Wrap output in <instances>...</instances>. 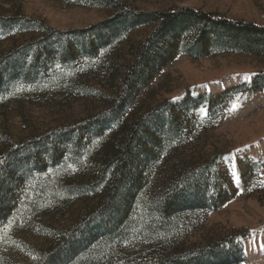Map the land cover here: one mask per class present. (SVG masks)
Wrapping results in <instances>:
<instances>
[{"label": "rangeland", "instance_id": "rangeland-1", "mask_svg": "<svg viewBox=\"0 0 264 264\" xmlns=\"http://www.w3.org/2000/svg\"><path fill=\"white\" fill-rule=\"evenodd\" d=\"M120 1L143 11L190 7L264 26V0ZM18 14L70 32L91 28L110 12L88 7L84 0H0V16ZM17 29L0 25L2 172L11 162L9 180L0 186L7 195L0 199V264H45L67 237L86 244L75 228L86 223L83 215L106 186L99 182L98 168L110 130L91 138L89 153L69 141L109 117L118 104L108 107L120 72L112 85L106 74L111 52L85 57L79 51L82 41L68 39L73 51L63 64L52 55L60 50L59 42L51 41L54 51L47 53L40 33L32 40ZM27 41L41 47L24 52ZM263 75L264 57L237 52L197 59L178 54L153 73L119 120L157 107L165 111L159 114L170 128L166 136L155 137L153 161L139 167L146 179L129 191L126 233L102 248V255L118 264H145L163 251L215 244L229 250L235 264H264V83L258 81ZM242 85L244 91L226 94ZM203 96L195 105L178 108ZM50 138L58 139L54 155L49 145H38ZM11 154L25 165L16 169ZM99 183L97 195L91 194V186ZM162 222L168 229L160 227Z\"/></svg>", "mask_w": 264, "mask_h": 264}, {"label": "trees", "instance_id": "trees-1", "mask_svg": "<svg viewBox=\"0 0 264 264\" xmlns=\"http://www.w3.org/2000/svg\"><path fill=\"white\" fill-rule=\"evenodd\" d=\"M84 1L88 7L107 10L110 15L106 20L89 29L70 32L53 30L39 20H30L20 14L10 18L0 16L2 27L17 26L21 34L26 32L27 35H33L32 40L36 39L33 38L36 36L35 33H40V39L47 46V53L54 51L51 41L56 44L59 42L60 50L52 55L63 64L65 58L71 57L73 50L68 46L67 41L73 39L82 41L79 51L85 53V57L94 58L99 50L103 53L111 52L106 74L112 85L116 83L117 71L120 72L117 95L111 98L108 107L110 109L109 105L114 101L118 104L112 105L109 117L106 115L104 122L101 121L99 126L83 128L75 139L69 141L71 144H76V148L81 147L89 153L93 151L91 138L110 130L101 149L98 168L101 177L99 182L103 181L106 186L103 187L100 183L91 186L90 193L97 195L99 191L97 187L101 185V195L96 196L94 204L83 215L82 220L86 223L75 228L82 231L81 237L86 244L81 245L78 240L74 242L67 237L64 245L55 248L56 252L51 254L52 256H47L48 261L45 264H118L112 262L107 255H102L104 253L102 248L126 233V228L131 223L127 207L133 198V194H129V191L130 193L136 191L146 179L139 171V167L141 164L145 165L146 162L153 161L156 155L150 150L158 147L155 137L166 136L164 131L170 128L168 118L164 114H159L163 110L159 111L157 107H149L136 114L128 113L122 121L119 120V116L136 99L138 92L149 86L154 72L167 65L178 54L194 59L231 52L264 57L263 25L233 20L217 13L190 7L143 11L120 0ZM136 32H144L145 35L138 37ZM86 41L87 46L84 47ZM25 44L23 51L27 53L32 52L33 49L37 51L38 46L41 47L37 42L27 41ZM46 52L43 54H47ZM258 81L263 84L264 75ZM245 87V85L239 86L227 91L226 94L242 92ZM203 99L205 96L196 100L189 98L178 108L195 105ZM165 104L174 105L169 101ZM153 131L155 132L152 133ZM82 133L86 135L87 144L82 142ZM55 140L58 139L50 138L40 142L42 144H37L44 148L49 145L54 155ZM144 144L148 145L149 149H146ZM40 149L42 148H32L37 151ZM14 159L18 161L16 169L25 165L24 160H19L17 156L11 154L9 160L14 161ZM10 163L6 164L5 172L0 169V175H4L0 186L9 180V176L6 175L9 173ZM5 197L7 195L0 192L1 202L5 201L2 199ZM205 201L209 203L208 199ZM181 207L179 205L175 209ZM163 211H159L158 214H162ZM159 225L168 229L169 224H166V227L163 222ZM229 254V250L223 251L220 245L206 244L185 251H163L145 264H235ZM84 255L87 257H82ZM128 264H136V262Z\"/></svg>", "mask_w": 264, "mask_h": 264}, {"label": "snow or ice", "instance_id": "snow-or-ice-1", "mask_svg": "<svg viewBox=\"0 0 264 264\" xmlns=\"http://www.w3.org/2000/svg\"><path fill=\"white\" fill-rule=\"evenodd\" d=\"M236 99L238 101L239 100V97H237ZM234 107H238V104H234ZM201 111H205V110L202 109Z\"/></svg>", "mask_w": 264, "mask_h": 264}]
</instances>
